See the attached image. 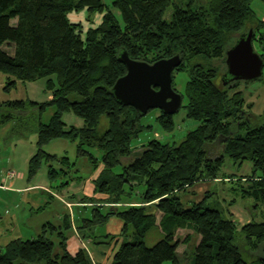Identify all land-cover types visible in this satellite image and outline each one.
Listing matches in <instances>:
<instances>
[{"label":"trees","instance_id":"16d2710c","mask_svg":"<svg viewBox=\"0 0 264 264\" xmlns=\"http://www.w3.org/2000/svg\"><path fill=\"white\" fill-rule=\"evenodd\" d=\"M252 2L175 3L167 19L165 13L173 0H113L111 5L103 0H0V72L8 77L6 89L18 82L46 78L53 96L41 103L22 98L1 102L0 125L18 120L19 114L33 110L41 114L54 108L48 122H39L38 150L28 165L30 179L47 162H52V180L60 172L52 164L65 167L68 156L45 150L58 138L76 142L77 156H87L95 167L103 163L96 186L106 197H87L86 202L110 205L106 212L100 207L103 205L94 207L79 230L83 238L93 237L96 243L111 244L126 237L115 250L112 264H162L168 260L182 264L178 247L186 239L176 238L175 232L184 222H191L201 235L193 252L194 264H264V114L247 110L239 87L245 80L225 86L216 82L221 68L215 64L218 59L226 64L228 49L250 28L259 42L256 50L264 58V20L257 16ZM83 10L89 13L85 20L91 25L72 21V14ZM95 14L101 17L98 23ZM122 50L150 63L181 55L183 61L174 71H189L182 94L187 103L182 107L186 117L198 125L180 142L153 138L136 151L133 141L152 125L142 123L146 114L119 102L113 94L116 80L127 71L119 58ZM226 69L227 64L224 72ZM263 78L264 73L258 79ZM159 111L156 121L170 134L176 128L177 112ZM66 112L82 118L84 126L66 129ZM102 120L107 126L99 132ZM226 156L239 164L252 162V173L238 176L236 181L242 197L254 201L248 209L253 216L256 210L261 221L252 218L240 225L230 210L227 217L222 210L208 207V196L190 207L183 204L186 187L209 179H233L222 172ZM152 206L181 223L148 245L146 237L157 222ZM113 216L124 222L119 234H86ZM65 225L71 227L70 218ZM54 230V225L46 223L37 237L11 241L0 249V264H94L86 248L70 252L63 234L64 253L55 254V243L48 235Z\"/></svg>","mask_w":264,"mask_h":264},{"label":"crops","instance_id":"0c3cea01","mask_svg":"<svg viewBox=\"0 0 264 264\" xmlns=\"http://www.w3.org/2000/svg\"><path fill=\"white\" fill-rule=\"evenodd\" d=\"M256 14L258 16L257 12ZM75 16H77L76 13L72 14L71 18ZM259 18L264 20V15ZM78 21H82V19ZM82 22L85 23L84 21ZM7 82V75L0 72V103L7 100L22 98L13 94L14 89L19 86L25 89L27 95L22 99H30L41 103L53 97L52 93L47 90L46 78L31 82H18L17 86L11 89H6ZM67 118L69 120H67ZM63 119L66 129H69L71 126L78 128L84 126V120L73 112H66ZM6 125L7 124L0 126L3 128ZM37 137L38 135L36 133L30 143V148L27 150L21 149L19 154L17 148L19 144L21 145L22 140H16L15 138L5 139V137H3L5 148H0V249H4L7 244L16 239H33L37 237L42 233L44 225L46 223H51L54 225L55 230L53 232H48V235L55 243V254L61 255L64 253V248L61 244V235L63 234L67 242V249L70 252L74 253L81 247H84L88 251L94 264H112V257L115 250L126 240V237L120 236L118 238L119 240L116 239L111 244L96 243L93 237L83 238L81 236L82 232L79 230L83 219L91 216V210L94 207L103 205L100 207L106 212L110 205L109 203L100 204L98 202H86L87 197H95L98 199L106 197L105 194L97 191L96 186V180L104 168L103 163L99 162L95 167L87 156H77L76 142L63 138L67 141H71L76 146L74 159L68 156L69 160L64 161V165L68 169L58 162H54L52 165L60 172L55 174L52 180L49 174L52 162H47L40 168L36 175L30 179L28 175V165L30 158L38 150ZM54 140L45 146L46 152L58 157H63L59 156L56 150L55 152H51L52 150L49 149L51 146L50 144ZM13 170L16 172V175L11 177L9 171ZM84 171L86 174H81ZM60 175H65L68 178L67 181L65 182L64 179L60 180ZM234 178L236 177L234 176L232 180H234ZM221 180V178L215 180L209 179L186 187L182 191L183 204L186 207H190L194 203L203 201L206 196L209 197L212 194L211 187L214 183ZM155 203H157V201H155ZM230 204L229 210L234 214V217L238 220L240 225L252 220L253 215L250 213V210L247 209V206L244 207L245 209L239 208L237 207V202L234 200H232ZM53 205L56 206L54 210ZM236 208H238L240 216L243 217L242 222L238 219L239 214ZM151 210L152 213L156 215L157 221L156 227L152 230L156 229L160 238L174 230L178 223H181V221L164 214L154 206H152ZM24 211H26L25 214H23ZM69 218L71 219V227L66 228L65 223ZM123 225V220L113 216L107 222L97 225L91 232H86V234H91L94 237H100L105 234L117 235L122 231ZM191 230H196L191 222H184L181 227L176 229L175 237L181 240L186 239L185 242H182L178 247V252L180 254H182V250L185 249V247L188 248L190 245L195 249V246L201 240V235L197 234L196 240L192 242V239L188 236L189 234L191 235ZM72 239H75L77 243H72ZM116 241L119 242L117 243ZM147 244L153 245L148 242ZM192 263L193 261L190 259L189 264Z\"/></svg>","mask_w":264,"mask_h":264},{"label":"rangeland","instance_id":"374dc122","mask_svg":"<svg viewBox=\"0 0 264 264\" xmlns=\"http://www.w3.org/2000/svg\"><path fill=\"white\" fill-rule=\"evenodd\" d=\"M113 0H103V2L107 5H111ZM190 0H173V3L167 8L165 17L167 19H170L174 10V4L179 5H186ZM252 7L256 12L258 13V16L262 17L264 15V0H253ZM116 10V9H115ZM117 11V10H116ZM117 14L120 16V12L117 11ZM89 16V13L87 10L81 11L77 16L72 18V21H78L81 20L85 22L86 25L89 24L87 19ZM94 19H97V22L100 21V16L98 14L93 15ZM76 19V20H74ZM255 48H259V42L254 40ZM202 60V59H200ZM197 61H192L195 63ZM216 65H220V76L216 79L217 83H220L221 86H225L224 82L222 81V75L224 73L226 64L223 62V60L218 59L215 61ZM264 73V69H263ZM189 79V71L188 70H176L174 71V84L175 88L178 92L181 94L185 93V88L187 81ZM40 83V82H39ZM42 83V82H41ZM240 89L243 90V94L246 98V108L247 110H251L252 112L256 114H264V78L263 79H257L252 81H243L239 84ZM13 94L18 97L25 98L27 95L25 93V89L22 86H19L18 88L14 89ZM187 103V98L185 97L183 100V105ZM53 107L47 108L44 112L40 114L39 110H33L23 115H18L20 118L18 120H15L14 122H11L7 124L5 127L0 126V148H5L4 140L7 138H15L22 140L21 145L18 146V154L23 150H27L31 146V142L33 140L34 135L37 133V128L39 125V122L42 120L43 122H46L49 120L51 113L53 112ZM160 113L159 109H151L148 114H146L142 118L143 124H151L152 127L146 128L138 138H136L133 141V145L138 147L136 151L141 150L143 147V144H146L149 140L153 138H160L162 141H168V142H180L183 140V138L186 136V134L197 127L198 122L186 117V109L184 107H181L179 111L175 114V121H176V128L173 130L170 134L165 133L159 123L156 121L157 115ZM1 111H0V117H1ZM67 120H69L67 118ZM106 121L102 120L100 126H99V132H103L106 129ZM244 133L243 131L241 132ZM50 150L51 152H55L59 156H71L72 159L75 156L76 146L71 141H67L63 138L54 140L50 144ZM46 149V148H45ZM216 152L220 154L222 152L220 147L216 148ZM99 155V153H98ZM134 156V155H132ZM253 165L250 160H245L242 164L235 163L234 160H232L229 156H226L222 172L227 175H232L235 177L241 176V175H248L252 173ZM81 174H86V172H82ZM65 177V178H64ZM64 179L65 182L67 181V177L65 175H60V180ZM230 181L226 178V180L217 181L214 183V185L211 187L212 194L207 198L206 204L208 207H215L223 212H225V215L228 217V210L230 208V202L234 200L237 202V207L245 209L244 207L253 204V200L251 198H244L241 195V191L239 189V185L237 181L235 180ZM56 208L55 205H53V210ZM237 213L239 214L238 208H236ZM26 211L23 212L25 214ZM251 213V212H250ZM22 214V215H23ZM254 218L256 221H261L262 217L256 212V210L253 209ZM243 217L240 216L238 219L240 222H242ZM251 220V218H250ZM246 222V221H245ZM244 222V223H245ZM106 225V224H105ZM95 228V227H94ZM194 229V228H193ZM191 236H192V242L196 240L197 232L196 230H191ZM146 240L149 244H155L158 240H160V236L158 235L157 230H152L146 237ZM72 243H77L75 239L71 240ZM74 248V247H73ZM186 251V252H185ZM194 247L190 245L188 248L185 247V249L182 250L181 254V260L182 264H189V260L191 259L193 261L192 264L195 263L194 259ZM163 264H172L170 260L163 262Z\"/></svg>","mask_w":264,"mask_h":264},{"label":"water","instance_id":"95a60500","mask_svg":"<svg viewBox=\"0 0 264 264\" xmlns=\"http://www.w3.org/2000/svg\"><path fill=\"white\" fill-rule=\"evenodd\" d=\"M255 31L250 28L227 51V69L222 75L225 85L236 80L252 81L263 75L264 58L254 45ZM127 71L112 87L116 99L135 107L141 114L159 109L173 115L183 104V95L173 86V72L183 61L180 54L152 63L130 57L127 50L119 54Z\"/></svg>","mask_w":264,"mask_h":264},{"label":"built area","instance_id":"2783aa9c","mask_svg":"<svg viewBox=\"0 0 264 264\" xmlns=\"http://www.w3.org/2000/svg\"><path fill=\"white\" fill-rule=\"evenodd\" d=\"M9 175L11 176V177H14L15 175H16V172L13 170V171H9Z\"/></svg>","mask_w":264,"mask_h":264}]
</instances>
